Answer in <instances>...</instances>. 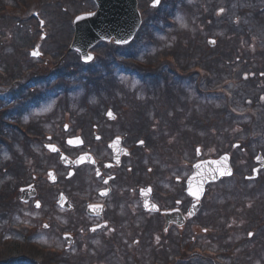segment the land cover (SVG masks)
Segmentation results:
<instances>
[{
	"label": "flooded vegetation",
	"instance_id": "obj_1",
	"mask_svg": "<svg viewBox=\"0 0 264 264\" xmlns=\"http://www.w3.org/2000/svg\"><path fill=\"white\" fill-rule=\"evenodd\" d=\"M208 2L212 15L199 28L207 34L218 22L223 37L207 34L202 49L197 34L189 51L180 49L190 45L185 33L177 49L146 52L143 41L135 56V35L114 49V85L69 83L71 57L61 58L70 52L43 58L45 34L16 40L29 47L17 75L0 83V113L14 123L4 133L22 138L30 159L20 162L17 194L4 196L8 211L0 210V264H264V0ZM252 11L254 64L244 57ZM35 48L41 55H31ZM202 54L220 64L210 85H201ZM186 56L196 62L187 76ZM233 58L243 65L235 74ZM49 60L60 67H47L41 81ZM161 62L177 85H118V74L135 76L136 67L150 75ZM219 158L223 174L201 188L204 172L190 189L195 165Z\"/></svg>",
	"mask_w": 264,
	"mask_h": 264
},
{
	"label": "rangeland",
	"instance_id": "obj_2",
	"mask_svg": "<svg viewBox=\"0 0 264 264\" xmlns=\"http://www.w3.org/2000/svg\"><path fill=\"white\" fill-rule=\"evenodd\" d=\"M150 1L152 0H139L138 2L139 7L141 8L143 22L140 31L137 33L138 37L136 38V41L134 40V42H132L131 45H129L128 47L130 51L134 52V55L135 52L136 55L145 52L146 46L141 45V42L143 41L144 42L146 41V44H148L147 47H149V50L146 52L156 51L159 49L155 44L147 43L148 42L147 36L153 37L155 40H157L159 46L169 43L168 45L170 47L176 45L177 48L181 40H185L184 39L185 35L187 40L194 41L195 35L199 34V38L200 40H202L201 42L203 44V47H201L202 49H204V46H206L205 39L207 38V34L209 36H213V35H221V37L224 36L225 33L224 25L222 24L223 25L222 26L218 22H215L216 26H214L213 30L208 31L206 29L208 31L207 34L202 32L199 28L201 22L199 23L197 20L211 16L212 15L211 11H213L214 9V7L211 6L208 0L207 1L206 0H161L160 5L156 8L150 7L149 5ZM6 2H10V0H6ZM166 3L168 6L166 5ZM216 4H218L217 1L215 2V6ZM219 4H222L221 0H219ZM32 6H34V8L38 10L32 9L31 12L25 13L24 11L22 13H17V14L13 13V11H9L0 14V49H1L0 53L1 54L5 53L7 55V56L3 55L2 58L0 57V67L2 64L3 67H5L6 65H12V70L17 71L18 67L24 64L22 60H24L25 58L22 56L24 53H26V50L28 49L29 45H27V43H24L25 41H19L17 43L16 40H19L20 36L22 37V35L26 33L28 34L37 33V36H39L40 33L45 34L42 35L41 38L38 40V43H40L39 45L40 51L50 52V53L54 52L53 54L56 56L62 55L60 51L67 43V40L69 38L71 39L72 37L71 30H73L72 29L73 17L78 13H82L95 8V4L93 0H41V1L39 0V2H37L36 5H32ZM165 9L169 13V17L174 19L175 22L174 26H170V24L165 21V17L161 15L162 13L165 12ZM34 11L38 13L37 17H34L33 15ZM157 12H158V17H156L155 15ZM223 18L224 16L219 17V19H223ZM255 18L256 17L252 11V14L250 16V21L251 23L254 24V26L249 28L248 45L246 44L248 53L245 54L246 56H244L249 58L252 63L254 62V59L257 57L258 51L260 49V42L258 39L257 28L255 25L256 24ZM39 19L45 21L43 23L44 26L42 28H38ZM181 33H185V35L183 37H179ZM114 45L116 44H113L111 41L110 42L103 41L97 43V45H95L92 48V51L96 54L107 53V60L109 61L112 58V53L114 52L115 49ZM163 49H165V47ZM20 53L22 55H20ZM24 56L26 57V55ZM69 56L71 57V63H70L71 68L76 67L78 69V71L75 74H72L69 79V83H71L72 85H86L85 82H87L88 80L87 76L90 75H96L94 79H91L92 84L95 85H103V84L105 85L107 81H111V80H104L102 78L103 76L106 75L107 72L113 74L112 64H110L109 68L105 69L104 65L100 63L99 60H97L96 62H90L91 64L82 63L79 57L74 52H71V55L70 53H68L67 56L63 55L61 58L62 64L66 63L67 60H69L67 58ZM209 58L210 59L206 63H204L205 70L211 69L213 71H216V66H219L220 64L216 61V59L215 60L212 59L211 56ZM235 59L236 58H233L234 60L233 74H235L234 71L243 70L242 69L243 65L239 63L237 64ZM46 65L44 66L45 68L44 70H46L47 67L53 66L50 70L58 71L60 67L59 65H55L51 60H49V62H47ZM167 65L168 66L163 67V62L156 63L153 69L151 70L150 75H147L144 69L139 70V68L137 69L136 67H133L134 69L137 70L139 74L138 75L136 74L135 76L124 73H121L120 75L118 74L117 77L120 82L118 83V85H155L157 78H159L157 76L159 75L158 72L160 71H162V76H160L161 79L158 80L157 83L161 85H177L176 81L177 79L180 78H177V76L174 75L175 71L174 73H171L166 68V67L171 68V66L169 64ZM101 66H103V68ZM125 67H127V65L124 64L122 68ZM116 73L118 72L116 71ZM222 76L224 75L222 74L221 77ZM97 77L100 80L99 83L95 81ZM174 77L176 79H173ZM243 77H245V73L243 74ZM185 79L187 78L185 77ZM161 80L163 81L161 82ZM212 80L213 79L210 78L208 82H211ZM53 81L45 82V83L40 82L39 85H37V88L40 87L44 88L45 85L48 83L58 84V82L63 81V78L57 79L56 82ZM172 81L173 84H171ZM81 83H85V84H81ZM242 83L244 82L240 81L236 85H242ZM108 84L113 85L112 82ZM80 91L81 89L79 90V92ZM237 91L241 93L239 87H237ZM75 95L77 94L75 93ZM234 123H240V122L234 121ZM25 148H26V143L20 145L17 144L16 147L12 148L16 156H14L12 153L8 151H6L3 155L4 158L13 161V164L15 165V167H17L18 171H19V162L23 160L25 162L26 160L30 159V154L28 153V149L26 150ZM13 169L14 171L10 172V174H7V177L4 176L0 179V183L9 184L12 179L14 181L13 177L17 175V171L16 168ZM8 176L11 178H9ZM13 209L14 211L17 210L16 213H19V209L21 208L13 207L12 210ZM22 211H24V209H22ZM9 212L11 214V211ZM5 214L2 213L1 216H4ZM23 214L25 213L23 212ZM13 216L14 218H12ZM11 218L14 220V222L21 220L19 214L17 215L12 214ZM5 228L6 226H4L3 229Z\"/></svg>",
	"mask_w": 264,
	"mask_h": 264
},
{
	"label": "water",
	"instance_id": "obj_3",
	"mask_svg": "<svg viewBox=\"0 0 264 264\" xmlns=\"http://www.w3.org/2000/svg\"><path fill=\"white\" fill-rule=\"evenodd\" d=\"M93 1L96 5L93 11L83 12L74 17V33L68 47V50L77 51L84 62L83 57L86 55L94 57L89 49L96 42L112 39L114 43L126 44L132 40L142 22L137 0ZM151 6H153V1ZM34 51L38 53V49L35 48L31 51V55ZM206 165H209L210 168L220 167L219 172H221L223 168L222 158L209 160L200 166ZM21 199H23L22 196Z\"/></svg>",
	"mask_w": 264,
	"mask_h": 264
},
{
	"label": "trees",
	"instance_id": "obj_4",
	"mask_svg": "<svg viewBox=\"0 0 264 264\" xmlns=\"http://www.w3.org/2000/svg\"><path fill=\"white\" fill-rule=\"evenodd\" d=\"M22 2H24V5H21ZM37 2H39V0H20V2L18 0H10V2H6V0H0V14L1 13H5V12H9V11H13V13H16V14L17 13H22L24 11H25V13L26 12H31L32 9H36L32 5H36ZM9 3H11V4H9ZM36 10H38V9H36ZM155 15H156V17H158V12ZM69 39L67 40V43L64 45V47L62 48V50L60 52L63 53L66 50V47L68 45ZM188 41H190V40H188ZM149 42L151 44H155L157 46V48H159L158 50H162V51L164 50L163 49L164 46L163 45L159 46L157 40H155L153 37L149 36ZM116 47L117 46L114 45V48H116ZM161 47H163V48H161ZM171 48L172 47H169V49H171ZM180 49L184 50V51L191 50L192 49L191 41H190V45H185L184 47L180 46ZM52 53H54V52H52ZM2 56H3V54L0 53V57L1 58H2ZM113 57H114V55L112 53V58L108 61L107 60V53L106 54L105 53L104 54L101 53L100 55H98L96 57L94 62L99 60L100 63H102L104 65V68L106 69V68H109L110 64H112ZM209 57H210L209 55H203V54L200 57V63H201V69L200 70H202L200 72V78H201L200 80H201L202 83L206 79H210V75L212 73L211 69L210 70H208V69L205 70V64L204 63H206L210 59ZM154 59H159L161 61V59H163V56L162 55H158V56H155ZM193 63H196V62L193 61V58H189L187 56L185 57V69L184 70H185V72L187 71L186 73H189L187 69H188L189 65L193 64ZM6 64H9V63H6ZM89 64H91V63H89ZM112 66H113V64H112ZM2 67H3V64L0 67V83L3 82L4 80H6V78L8 76L17 75L18 69L21 68L22 66H19L17 71L12 70V65H6L3 68ZM101 67L103 68V66H101ZM196 68H197V66H196ZM44 69L45 68L43 66H41L39 68L41 81H44L43 75L47 73L46 70H44ZM77 71H78V69L76 67H72L70 75L75 74ZM158 73H159V75L155 74V75H157L159 77V78H157L155 85H161V84L157 83V81L161 79L160 76H162V71H160ZM108 76H110L111 78H109ZM87 77H88V80H87V82H85L86 85H95V84H92V82H91L92 80L91 79H94L96 77V75H90V76H87ZM205 77H206V79H205ZM102 79H104V80H110L111 79V81H107V83L105 85H109L108 83H111V82L114 85V82H113L114 77H113V74H111L110 72H107L106 75L103 76ZM95 81L98 82V83L100 82L98 77H97V79ZM162 81L163 80H161V82ZM85 83H81V84H85ZM171 84H173V83H171ZM56 85H58V84H56ZM15 113L17 115V118L19 119V107H15ZM10 125H14V123H12L11 121L7 120L6 116L3 115V113H0V179L2 177H4V176L7 177V174H10V172H13L14 171L13 168H16V171L18 173L17 167H15V165L13 164V161L8 160V159L4 158V156H3L6 151H8V152L12 153L14 156H16V154L14 153L12 148L16 147V145L19 144L21 142V140H22V138H17L14 135H6L4 133L3 128L11 129ZM20 162H19V165H20ZM9 178H11V177H9ZM13 178H14V181L12 179L9 184L0 183V210H3L5 212L8 211L10 206L8 205V202H6L4 196L5 195L15 196L17 194L16 187L19 184L18 176L16 175ZM8 243H13V242L8 241L7 244Z\"/></svg>",
	"mask_w": 264,
	"mask_h": 264
},
{
	"label": "snow or ice",
	"instance_id": "obj_5",
	"mask_svg": "<svg viewBox=\"0 0 264 264\" xmlns=\"http://www.w3.org/2000/svg\"><path fill=\"white\" fill-rule=\"evenodd\" d=\"M158 3H159V0H153V6H156V5H158ZM79 19V18H78ZM32 55H34V56H36V55H38V53L36 52V51H34L33 53H32ZM83 59L85 60V62H88V61H91L92 59H93V57L91 56V55H86L85 57H83ZM111 113L109 112V116L111 117ZM70 144H72V143H74V141L73 140H69L68 141ZM115 144H118L119 143V138H117V141L116 142H114ZM48 147L51 149V150H53V151H55L56 149H55V147L53 146V145H48ZM23 191V190H22ZM149 191H150V189H149ZM142 195H144L145 194V192H144V190H142V193H141ZM192 195H194V196H196L197 195V193H191ZM101 195H106V193H101ZM198 198V197H197ZM37 206H39V205H37ZM90 207H98V206H90ZM152 207L153 208H155V205H152Z\"/></svg>",
	"mask_w": 264,
	"mask_h": 264
}]
</instances>
